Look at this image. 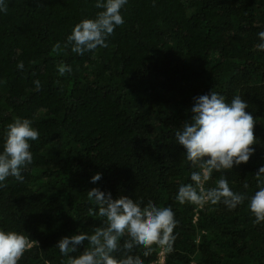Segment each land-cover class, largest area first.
Listing matches in <instances>:
<instances>
[{"label":"trees","instance_id":"1","mask_svg":"<svg viewBox=\"0 0 264 264\" xmlns=\"http://www.w3.org/2000/svg\"><path fill=\"white\" fill-rule=\"evenodd\" d=\"M6 4L7 13L0 11V151L18 117L32 120L40 133L30 142L33 162L22 171L23 183L9 177L0 187V230L38 242L18 264H67L58 241L102 224L89 216L98 208L87 192L97 187L113 198L172 208L177 238L164 264H264V223H253L247 199L231 211L222 203L201 209L175 200L194 170L175 133L191 119L193 98L211 91L228 103L236 95L247 102L256 144L247 163L214 171L205 187L223 175L234 192L251 197L259 190L264 51L255 46L264 31V0H128L108 46L84 55L63 45L78 22L95 17L96 0ZM60 63L72 71L60 76ZM97 172L102 178L92 183ZM160 251L128 254L155 264Z\"/></svg>","mask_w":264,"mask_h":264},{"label":"clouds","instance_id":"2","mask_svg":"<svg viewBox=\"0 0 264 264\" xmlns=\"http://www.w3.org/2000/svg\"><path fill=\"white\" fill-rule=\"evenodd\" d=\"M128 0H96L99 9L94 18H83L68 35L63 48L71 47L78 55L92 52L97 48H106V40L116 27L122 26L124 17L121 9ZM6 0H0V11L7 13ZM260 43L255 47L264 51V31L259 32ZM62 46L57 43L53 52L59 54ZM24 69L23 61L17 65ZM60 76L72 71L70 65L60 63L57 66ZM36 90L41 89V82L36 80ZM247 102L239 95L230 103L215 91L200 94L193 98L190 109L191 119L185 121L175 133L176 142L184 148L186 160L194 169L191 172L192 183L181 184L175 196L180 204H192L203 209L206 205L223 204L228 210L249 201L248 207L255 217L253 223H264V167L256 172L258 191L248 197L245 193L234 192L225 176L216 180L214 187L205 185L212 179L213 172L231 170L234 165L247 163L255 152V118L246 111ZM32 120L16 118L7 126L3 150L0 151V187H6L7 178L13 177L23 183L22 171L33 162L31 141L39 139L40 133L34 128ZM102 178L97 172L92 176L95 183ZM247 188L248 184L245 183ZM88 201L98 211L89 209V216L99 217L101 226L94 228L91 234L81 232L61 238L56 247L62 255L68 257L67 264H144L140 255H129L134 248L143 250V256H150L156 249L172 253L176 235L174 229L179 221L171 207H159L149 200L142 206V201L121 195L113 198L111 192L105 193L100 188L87 192ZM211 210H215L214 208ZM121 245V238H125ZM87 247L76 257L69 256L83 242ZM37 241L16 231L0 230V264H18L25 252L31 250ZM123 253L122 258L114 255Z\"/></svg>","mask_w":264,"mask_h":264},{"label":"built area","instance_id":"3","mask_svg":"<svg viewBox=\"0 0 264 264\" xmlns=\"http://www.w3.org/2000/svg\"><path fill=\"white\" fill-rule=\"evenodd\" d=\"M165 262V252L160 251L159 259L155 262V264H164Z\"/></svg>","mask_w":264,"mask_h":264}]
</instances>
